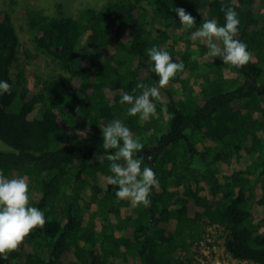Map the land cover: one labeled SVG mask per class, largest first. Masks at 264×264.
Returning a JSON list of instances; mask_svg holds the SVG:
<instances>
[{
    "label": "trees",
    "instance_id": "16d2710c",
    "mask_svg": "<svg viewBox=\"0 0 264 264\" xmlns=\"http://www.w3.org/2000/svg\"><path fill=\"white\" fill-rule=\"evenodd\" d=\"M222 4L237 12L236 38L252 53L242 68L207 56L206 44L190 38L206 20L225 24ZM177 7L196 18L192 29ZM26 14L37 48L67 74L21 85L19 35L0 9V81L12 85L0 94V170L9 179L19 169L34 174L30 206L46 218L0 264H186L173 255L185 229L200 222L224 227L233 258L264 264V184L255 189L264 176V0H107L70 15ZM153 46L185 68L143 121L120 101L142 94L137 83L159 87L147 54ZM204 66L210 70L193 81ZM114 119L144 144L136 158L159 181L148 207L118 200L106 182L113 174L101 127Z\"/></svg>",
    "mask_w": 264,
    "mask_h": 264
},
{
    "label": "clouds",
    "instance_id": "9594fccd",
    "mask_svg": "<svg viewBox=\"0 0 264 264\" xmlns=\"http://www.w3.org/2000/svg\"><path fill=\"white\" fill-rule=\"evenodd\" d=\"M174 11L186 30L196 25V18L183 7H177ZM221 11L225 14L223 26L216 19L206 20L198 30L191 33L190 38L206 44L207 56L219 57L224 64L242 68L252 60V53L244 42L236 38L240 23L238 14L234 8H225L223 4ZM217 41H222L223 46ZM147 54L154 62L159 87L137 83L136 88L143 89L142 94L134 96L124 93L120 101L121 104L131 105L127 110L129 116L139 115L143 121L156 115L153 100H161L160 89L167 87L177 73L183 72L185 68L183 61L174 62L164 48L153 46L147 50ZM11 88L12 85L7 81H0V94L10 93ZM101 132L103 148L109 153L102 159L111 162L109 170L113 174L106 178L107 184L116 186L118 200H128L133 207L150 206L149 197L153 188H158L159 181L154 170L148 166L142 168V159L136 158L144 150V144L134 138L130 128L120 119H114L101 127ZM45 224V213L30 206L28 181L23 177L9 179L0 170V259L7 260L10 253L19 251L25 239Z\"/></svg>",
    "mask_w": 264,
    "mask_h": 264
},
{
    "label": "rangeland",
    "instance_id": "374dc122",
    "mask_svg": "<svg viewBox=\"0 0 264 264\" xmlns=\"http://www.w3.org/2000/svg\"><path fill=\"white\" fill-rule=\"evenodd\" d=\"M107 0H0V9H7L13 18L19 35V48L17 63L23 69L24 79L21 85L32 88L36 85L57 79L60 75L67 74L64 70L49 58L45 52L38 49L33 38V31L28 23L26 12L31 9H38L49 16L70 15L75 9L82 6L100 7ZM210 70L202 67L193 73L195 79L199 73ZM13 79L16 81V68L11 69ZM196 77V78H195ZM197 88L196 83H194ZM3 144L0 142V148ZM27 169H19L17 177H23L31 185L34 182V174L28 173ZM11 170L8 175H12ZM261 184H264V176L259 178L255 185L257 193ZM109 208V201L102 206ZM89 214L85 215L86 220ZM91 218V217H90ZM226 230L224 227L200 222L196 226L187 227L182 235L183 242L177 247L173 259L177 260L178 255L186 264H257L248 260L233 258L224 247Z\"/></svg>",
    "mask_w": 264,
    "mask_h": 264
}]
</instances>
